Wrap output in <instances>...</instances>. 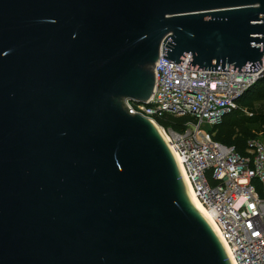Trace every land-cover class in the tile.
<instances>
[{
    "label": "water",
    "instance_id": "obj_1",
    "mask_svg": "<svg viewBox=\"0 0 264 264\" xmlns=\"http://www.w3.org/2000/svg\"><path fill=\"white\" fill-rule=\"evenodd\" d=\"M161 46L257 71L264 0H0V264H231L156 122L126 107Z\"/></svg>",
    "mask_w": 264,
    "mask_h": 264
},
{
    "label": "built area",
    "instance_id": "obj_2",
    "mask_svg": "<svg viewBox=\"0 0 264 264\" xmlns=\"http://www.w3.org/2000/svg\"><path fill=\"white\" fill-rule=\"evenodd\" d=\"M184 63L163 57L161 46L150 96L143 102L126 99L127 110L156 123L167 116L188 117L182 130L169 128L166 133L196 198L235 264H264V128L247 140L242 153L215 140L210 131L264 78V54L253 72L230 66L229 71L188 69ZM205 124L211 125L209 130L202 128Z\"/></svg>",
    "mask_w": 264,
    "mask_h": 264
},
{
    "label": "trees",
    "instance_id": "obj_3",
    "mask_svg": "<svg viewBox=\"0 0 264 264\" xmlns=\"http://www.w3.org/2000/svg\"><path fill=\"white\" fill-rule=\"evenodd\" d=\"M255 102L261 104L260 109H256ZM239 106L248 108L256 114L259 128H264V78L259 79L251 85L238 99ZM244 118V117H241ZM187 116L173 117L167 116L157 119V123L164 128H171L180 131L185 126ZM213 138L226 146H232L239 153L246 149L247 140L254 136L253 130L248 127L245 119L235 121L234 112L226 113L222 116L220 123L210 130ZM257 189L262 193V186L256 183Z\"/></svg>",
    "mask_w": 264,
    "mask_h": 264
},
{
    "label": "bare ground",
    "instance_id": "obj_4",
    "mask_svg": "<svg viewBox=\"0 0 264 264\" xmlns=\"http://www.w3.org/2000/svg\"><path fill=\"white\" fill-rule=\"evenodd\" d=\"M154 123V122H153ZM155 126L157 127V129L159 130V132L161 133V135L163 136V138L165 139L167 145L169 146L174 158H175V161L178 165V168H179V171H180V174L182 176V179H183V182H184V185H185V188H186V191L189 195V198L190 200L192 201V203L195 205V207L198 209V211L201 213V215L205 218V220L207 221V223L209 224V226L211 227V229L213 230L214 234L216 235L219 243L221 244L227 258L229 259L230 263L231 264H235L232 256H231V253L229 252L228 250V247L226 245V243L224 242L221 234L219 233L217 227L215 226L209 212L203 207V205L200 203V201L196 198L192 188H191V185L189 184V181L187 179V177L185 176V173H184V170H183V167L180 163V160L177 156V154L174 152L173 148L171 147L170 145V141H169V137L166 133V130L161 127L159 124L157 123H154Z\"/></svg>",
    "mask_w": 264,
    "mask_h": 264
},
{
    "label": "rangeland",
    "instance_id": "obj_5",
    "mask_svg": "<svg viewBox=\"0 0 264 264\" xmlns=\"http://www.w3.org/2000/svg\"><path fill=\"white\" fill-rule=\"evenodd\" d=\"M255 107L256 109H260L262 106L259 102H255ZM232 112H234L235 121H239L240 119H245L248 122V127H250L254 133H258L260 131L259 124L256 118L257 117L256 114H253L248 108L239 106ZM241 117H244V118H241ZM210 127L211 125H208V124H205L202 126L204 130H209ZM168 129L169 128H165L166 131Z\"/></svg>",
    "mask_w": 264,
    "mask_h": 264
}]
</instances>
